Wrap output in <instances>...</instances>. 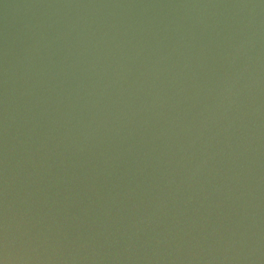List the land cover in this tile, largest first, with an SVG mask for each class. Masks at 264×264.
Wrapping results in <instances>:
<instances>
[{"label": "water", "instance_id": "1", "mask_svg": "<svg viewBox=\"0 0 264 264\" xmlns=\"http://www.w3.org/2000/svg\"><path fill=\"white\" fill-rule=\"evenodd\" d=\"M0 264H264V0H0Z\"/></svg>", "mask_w": 264, "mask_h": 264}]
</instances>
